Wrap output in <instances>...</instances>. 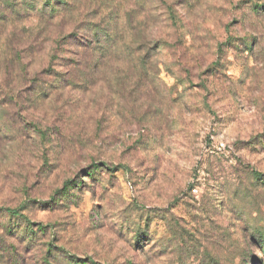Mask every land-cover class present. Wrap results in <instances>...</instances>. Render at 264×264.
Listing matches in <instances>:
<instances>
[{
  "label": "rangeland",
  "instance_id": "obj_1",
  "mask_svg": "<svg viewBox=\"0 0 264 264\" xmlns=\"http://www.w3.org/2000/svg\"><path fill=\"white\" fill-rule=\"evenodd\" d=\"M128 3L78 76L47 54L100 16L0 0V264H264V0Z\"/></svg>",
  "mask_w": 264,
  "mask_h": 264
},
{
  "label": "trees",
  "instance_id": "obj_2",
  "mask_svg": "<svg viewBox=\"0 0 264 264\" xmlns=\"http://www.w3.org/2000/svg\"><path fill=\"white\" fill-rule=\"evenodd\" d=\"M43 4H45V7L38 10V14H42L39 18H41L43 21L48 19L46 23L59 20V24H57V26H60V22L64 21L63 18L65 17V23L67 24V17H69L68 23L72 28L74 27L72 22L76 20V16H69L68 12L72 10L71 8L75 9L77 4H79V6L76 11H73V14L79 16L82 12L78 11V9L80 7L86 9V7L89 6L88 10H92L93 16H100L98 20L91 21V23L86 25V27H83V30H85L86 34V37H84L83 40H86L87 43H83L81 41L82 38H78L76 33H72L74 32L72 31L69 32L68 35H65V37H62L64 39V44H68L70 49H63L58 43L56 50L54 49L52 52L50 51L47 54V58H49V63L51 64L57 59H61L64 62L70 60L71 58L75 59V64H77L75 66L78 67L75 70L77 73L70 70L68 71V74H78L79 76L82 72L87 70H82L84 65L88 66L86 63H95V65L96 63H99L100 65L102 63L108 64L112 61L113 57L118 51H121L123 47L125 48V42L128 39V30L125 19L127 18L130 21L132 16L129 13L131 9L128 0H83L81 3H79L78 0H43ZM72 5H74V7H71ZM28 8L30 9V7ZM257 8L258 7L254 9V12H256ZM165 10L168 13V17L173 18L172 6L169 7L166 5ZM45 12H47L46 15ZM62 28L63 27H60L58 29L62 32ZM66 53L70 56V59L64 57ZM1 56L3 57L1 58ZM8 57L13 59L17 58L15 54L9 55L8 53H0V77L2 71L10 74L12 70H14V61H4ZM26 58H28L30 63L34 60V53L30 50V53ZM33 89L37 90L39 89V86H36V88ZM5 210L8 215L14 218H21L17 209L7 208Z\"/></svg>",
  "mask_w": 264,
  "mask_h": 264
}]
</instances>
